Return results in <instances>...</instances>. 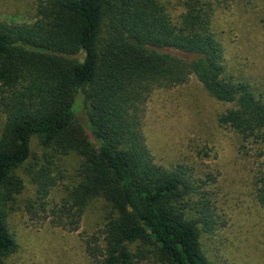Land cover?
Listing matches in <instances>:
<instances>
[{
  "label": "trees",
  "instance_id": "16d2710c",
  "mask_svg": "<svg viewBox=\"0 0 264 264\" xmlns=\"http://www.w3.org/2000/svg\"><path fill=\"white\" fill-rule=\"evenodd\" d=\"M179 2L178 23L160 0H38L32 21L0 20V264L17 251L7 218L24 189L20 169L34 186L31 211L70 231L91 200H104L103 225L82 239L92 264H209L199 235L213 232V217L188 180L154 162L145 105L193 75L233 105L220 126L264 145V96L224 77L210 3ZM69 155L74 181L52 204L57 161ZM256 197L264 207V180Z\"/></svg>",
  "mask_w": 264,
  "mask_h": 264
},
{
  "label": "rangeland",
  "instance_id": "374dc122",
  "mask_svg": "<svg viewBox=\"0 0 264 264\" xmlns=\"http://www.w3.org/2000/svg\"><path fill=\"white\" fill-rule=\"evenodd\" d=\"M37 1L0 0V20L32 21ZM206 1L212 8V29L224 49V77L246 82L264 96V0ZM160 2L178 23L183 13L179 0ZM232 106L210 96L191 75L182 85L153 90L145 105L142 131L154 162L188 180L198 191L195 203L201 200L199 208L213 217V232L199 235L206 261L264 264V207L256 197L264 180V145L241 144L232 129L220 126L219 116ZM3 123L0 112V131ZM32 148L33 154H40L35 139ZM77 163L74 155L57 161L52 204L72 185ZM17 172L24 189L7 218L17 251L6 264H92L82 239L103 225L104 200H91L79 229L70 231L54 225L43 212L31 211L30 206H36L34 186L21 169Z\"/></svg>",
  "mask_w": 264,
  "mask_h": 264
}]
</instances>
